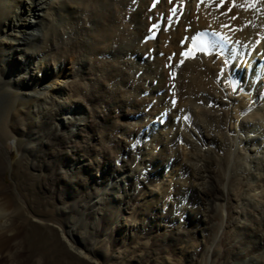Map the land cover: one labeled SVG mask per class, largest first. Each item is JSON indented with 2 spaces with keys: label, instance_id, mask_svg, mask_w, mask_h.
Instances as JSON below:
<instances>
[{
  "label": "bare ground",
  "instance_id": "6f19581e",
  "mask_svg": "<svg viewBox=\"0 0 264 264\" xmlns=\"http://www.w3.org/2000/svg\"><path fill=\"white\" fill-rule=\"evenodd\" d=\"M232 1L236 9L227 14ZM219 2L0 0V101L12 100L0 149L11 166L16 139L23 138L21 154L47 173L41 188L55 196L64 218L32 210L19 198L24 218L18 219L27 226L18 229L1 218L0 264H8L24 241L33 247L47 235L94 264H175L177 253L186 264L199 263L198 246L208 243L211 211L224 198L225 183L235 201L242 198L239 156L231 158L236 150L251 151L264 132V41L257 43L254 27L256 43L252 37L249 42L246 29L254 19L252 1L228 0L224 9ZM182 3L179 24L167 29ZM88 21L92 29H86ZM157 29L158 38L147 40ZM200 30L210 32L211 52L179 65ZM233 57L237 61L228 67ZM131 113H139L134 123L126 122ZM8 191L0 182V216L12 208ZM230 220V230L239 223L246 231L244 222ZM250 222L247 248L257 242L247 237L264 238L258 228L264 216ZM85 224L89 230L81 236ZM255 257L251 261L264 264V253Z\"/></svg>",
  "mask_w": 264,
  "mask_h": 264
},
{
  "label": "rangeland",
  "instance_id": "374dc122",
  "mask_svg": "<svg viewBox=\"0 0 264 264\" xmlns=\"http://www.w3.org/2000/svg\"><path fill=\"white\" fill-rule=\"evenodd\" d=\"M251 1L253 4L252 7L254 9H256V10H254L253 8H251V9H253V11H251V12H252V16L254 15L253 17L255 20L254 19H253L254 21L252 20L253 26L249 25L250 27L246 28V29L249 28V30H250L249 31L250 35H248L247 38H249L248 39L249 42L251 39L250 37H252V39L254 40L253 34L251 32L253 31L254 27H257L258 28L257 33H259V35L258 34L257 35L260 37V39H259V37H257V35H256V37H257V43H259L260 41L261 42L264 41V34H263L264 32L262 33V31L264 30V22L262 21L263 16H264L263 15V13H264V4H263L264 0H262V1L261 0H256V1L251 0ZM259 3H261L260 6H259ZM255 5H256V7H255ZM129 17L130 16L128 15V18ZM177 17L171 16L170 20L173 19L171 22L174 23L176 21V24L175 23H174L175 25L172 24L173 25L172 27H171V24L170 25L168 24V27L169 26L170 27L167 29H171V28L173 29L175 26L177 27V25L180 22V21H178V20H180V18H177ZM128 21H129V19L126 18V25L127 26L129 25ZM257 24L259 25V27H261V24H263L262 25L263 27L260 28L261 30H259V27ZM85 27H86V29H90V28L92 29L93 24L90 21H88L85 24ZM151 30H153V28ZM157 38H158V36H157ZM147 40H149V39H147ZM255 41H256V39L254 40V42ZM253 43H252V45H253ZM252 45H250V46H252ZM253 49H254V47H253ZM92 59H94V56L92 57ZM96 60L98 62H102V54H100V56L98 55L96 57ZM232 60L233 61H231V60L229 61L230 63L228 62V67L232 64L231 62L235 63L237 61V58L233 57ZM241 69H243V65H242ZM221 74H223V69H221ZM153 82L155 83V81H153ZM225 83H223V84L225 85ZM149 94L150 93L147 92L146 94H143L142 97L148 98ZM174 96H176L175 93H174ZM11 101L12 100L7 99V97H5V96H3V98H1V101H0V129H2V130H0V132L3 131L2 127L4 126V121H5L4 119H5L6 115L8 113H10V111L12 109ZM174 101H175V103H178V98H175ZM149 111H150V107L146 106L144 108V112L148 113ZM138 117H139V113H135V114L131 113L130 115H128L126 122L134 123L138 120ZM122 121H124V120H122ZM1 124H2V127H1ZM250 136L254 139L256 135L250 134ZM0 138H1V133H0ZM23 144H24L23 138L18 137L16 139V148H17L16 154H17V156L14 158V160L12 162V165H11L12 167L8 166V165L5 166L6 162H7L6 161V155L3 153V150L0 149L1 150L0 151V182H2V184L4 186H6L9 189V191L11 192L10 193L8 191L9 194H11L10 202H11V207H12V208H10V211H9L10 215H9V213H8V215L7 214H5L4 216L1 215L0 221L2 219L3 220L6 219L8 221H11V223H15L17 225L18 229L25 228L27 226L26 222H24L22 219H18L19 217L24 218L23 215H22L23 217H21V215L18 216V214L21 212L22 201H25L27 203L28 207H30V209H32V210H35V209H36V211H39L42 209H43V211H50L51 210L55 214V219H57L59 221H63L64 220L63 216L57 215V213L60 212V210H61V206L59 204H57L55 196L50 194V193H45L41 188L40 183H42L43 179L47 178V173L46 172H40V171L36 170L35 168H33L30 164L31 163L30 156L24 155L23 153L21 154L20 148H22ZM4 146L8 149V151H10L9 153L11 154L10 144L5 143ZM249 149L251 151H248L247 153H245L246 156L243 155V153H244L243 150H239V152H240L239 154H237V150H236L234 152V155L231 158V160H232L231 163H232L234 156L238 155L239 160L241 161L240 162L239 160H236L239 162L238 163L239 165L237 166L236 171L239 175H241V176H239V179H241L243 177L241 179L242 183H244V185L242 186L243 188H241L242 198L238 199L239 201L238 200L235 201L234 200L235 197L233 196L231 186L228 185V182L225 183L224 198L222 199V201H218L217 205H215V207L211 211V217H214V218H212V221L210 224V229L208 232L209 233L208 238L210 237L209 240L207 239L208 243L206 242L205 244H201L200 247L198 246V250L200 253L202 252V249L205 250V253H203V255L199 253L200 256L198 258V262L200 264H248V263L249 264H259V261H257V260L251 261V259L256 258L255 256L261 255L262 253H264V238H259L258 235L247 237V239H249L252 242L257 241L253 245L252 248H249V247L247 248V245L245 246V244L243 243V241L246 238L244 233L247 230H248L247 232L249 233V229H251V226L253 227L255 225V223L250 222V219L251 218L252 219L253 218L260 219V217L264 216V191H263L264 190V157H263L264 156V132H262L257 137V139L255 140V144L252 145ZM253 150H255V151H253ZM1 153H2V155L3 154L4 155L2 156ZM240 156H242V157H240ZM243 156H244V158H243ZM242 168L243 169L246 168L245 169L246 171L243 174H242V172H243ZM249 171H250V173H249ZM24 172L26 173V175ZM24 177H26V179H23ZM26 185H28V186H26ZM249 185H252V186H249ZM24 188H26L27 190ZM262 188H263V190H262ZM261 192H263V194ZM19 194L21 197L17 196ZM22 197L23 198L25 197V198L23 199ZM19 198H21L22 201H20ZM27 198H28V200H27ZM36 200L39 202V206H37ZM13 204H15V205H13ZM254 204L256 205V209H257L256 211L254 208L255 207ZM261 204H262V206H261ZM220 205H222V207ZM18 206L19 207L21 206V207L19 208ZM35 206H37V207H35ZM58 214H60V213H58ZM255 214H257V215H255ZM230 217H232V219H235V221H238V222L240 220V223L244 222V227H246V231H245V228H243V225H241L239 223L237 226L233 225L232 226L233 229L231 228V230H230V228L228 227L229 222L231 221ZM70 218L72 221H75V219H76L75 216H73V215H71ZM17 220H18V222H17ZM245 223H246V225L248 223L249 224L246 226ZM247 228H249V229H247ZM256 228H257V225H256ZM258 228H259V230L263 231V233H264V226L262 223L258 224ZM88 230H89V225L85 224L84 228H81V230H80V235L84 236L86 234V232H88ZM225 232L228 233V236L230 237L229 239H225L227 236V235H224ZM241 233H242V235H241ZM240 235L242 236V238H240L241 237ZM46 237L47 238L49 237L48 240ZM46 237H44L43 241L37 242L36 246H33L35 249L33 247H31V241H28V242H27V240L24 241L22 244V250L21 249L20 250L17 249L14 251L12 250L13 253L11 252V254H10L12 258L9 255V259L10 258L11 259H10V261H8V264H10V263L11 264H36V263H34L35 261L36 262L40 261L42 264H94V263L86 261L82 257L71 256L70 251L68 252L65 247L63 248L59 241L56 242L55 238H53L50 235H47ZM234 237H235V239H234ZM221 245L222 246L224 245V246L222 247ZM245 247L247 250L244 249ZM227 248H229V250L231 252L226 255L227 256L226 257L227 259H226L222 255V252ZM36 249H37V251H36ZM207 249H209V255L208 256L206 255ZM215 249H218L216 251L217 255L213 256L212 252ZM237 251H238V253L241 252V255L239 257H237V254H236ZM33 252H34V254L36 252L37 253L34 255ZM19 256H20V258H19ZM173 256H172L173 262L175 264L176 263L177 264H186L185 261H183L182 255L177 253V254H174ZM34 259H37V260H34ZM109 264H115V263L111 262Z\"/></svg>",
  "mask_w": 264,
  "mask_h": 264
},
{
  "label": "snow or ice",
  "instance_id": "6c2138e0",
  "mask_svg": "<svg viewBox=\"0 0 264 264\" xmlns=\"http://www.w3.org/2000/svg\"><path fill=\"white\" fill-rule=\"evenodd\" d=\"M200 2L203 3V0H200ZM224 2H225V0H220V4H221V5H223ZM169 3L171 4V3H172V0H169ZM235 6H236L235 3H233V7H235ZM250 6H252L251 3H250ZM173 11H174V10H173ZM232 19L235 20L236 17H232ZM153 27H155V25H153ZM181 55L183 56V55H187V54H185V53H181ZM172 103L175 104V101H172ZM185 119L187 120L188 117H185Z\"/></svg>",
  "mask_w": 264,
  "mask_h": 264
}]
</instances>
